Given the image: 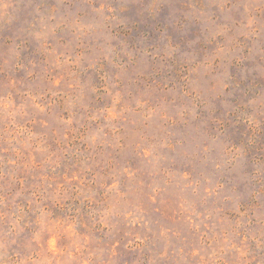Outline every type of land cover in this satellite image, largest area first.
Segmentation results:
<instances>
[{
    "label": "rangeland",
    "instance_id": "rangeland-1",
    "mask_svg": "<svg viewBox=\"0 0 264 264\" xmlns=\"http://www.w3.org/2000/svg\"><path fill=\"white\" fill-rule=\"evenodd\" d=\"M0 264H264V0H0Z\"/></svg>",
    "mask_w": 264,
    "mask_h": 264
}]
</instances>
